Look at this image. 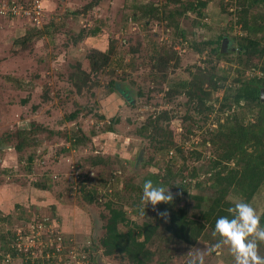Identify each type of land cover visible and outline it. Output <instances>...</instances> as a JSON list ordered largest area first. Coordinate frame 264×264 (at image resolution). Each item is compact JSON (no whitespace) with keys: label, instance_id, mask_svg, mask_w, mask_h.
I'll use <instances>...</instances> for the list:
<instances>
[{"label":"rangeland","instance_id":"374dc122","mask_svg":"<svg viewBox=\"0 0 264 264\" xmlns=\"http://www.w3.org/2000/svg\"><path fill=\"white\" fill-rule=\"evenodd\" d=\"M208 1L201 16L188 10L179 18L180 29L176 30L169 19L148 18L136 9L155 4L167 14L161 6L163 0H44L47 12L42 20L60 22L62 27L40 38L33 37L25 46L28 49L18 43L29 27L28 17L0 16V264H27L22 255L31 264H47L43 258L46 235L57 230L66 249H76L79 258L82 249L91 247L93 256L85 264H131L120 254L105 255L100 246L109 216L107 204L113 202L115 207L123 208L131 226L162 218L159 213L163 212V204L153 207L137 203L134 195L139 192L133 187L142 186L153 174L164 176L171 165L188 178L189 194L205 197L201 203L186 195L180 203L186 206L189 216L200 218L195 205H206L215 196L210 186L216 169L210 162L221 154L209 140L231 112L221 110L220 105L240 86L237 79L246 81L260 72L247 67L246 59L244 64L239 62L236 47L248 33L237 23L235 8H231L233 13L224 10L228 0ZM89 4L92 6L84 10ZM97 26L102 27L99 38L87 35L73 44L81 31L88 33ZM225 39L229 45L222 56L218 48L222 51ZM258 39L264 44V34ZM109 42H113L114 52L110 67L91 73L79 93L73 83L79 77V64L90 72L91 50L105 49ZM163 54L170 57L169 66L155 69L154 64ZM256 62L259 59L255 58ZM112 80L131 92L134 107L118 94H109ZM193 81L202 83L211 93L207 104L214 105L212 112L194 109L196 101H190L187 95V85ZM74 112L79 113L75 121L60 122ZM161 113H168L169 119H163L160 127L177 145L170 152L159 151L158 144L146 138L143 130ZM253 114L249 113L245 123L255 120ZM113 119L119 121L114 124L115 131H106ZM33 124L60 134L53 138L41 134L37 148L17 152L13 142V149H3L7 147L3 134L29 130ZM82 134L86 143L73 149L69 138ZM195 151L200 158L192 156ZM31 156L34 161L30 164ZM96 157L105 163L92 166L91 160ZM200 182L202 186L198 187ZM36 184H46L47 189ZM251 204L262 217L264 185ZM138 208L142 211L137 214ZM39 224L45 228L42 226L35 238L32 226L37 232ZM120 229L128 230L125 226ZM3 235L12 244L21 243V248L30 250L16 257L4 254ZM12 235L21 239L15 240ZM218 240L207 228L194 246L175 243L168 249L160 245L164 243H155L151 245L155 252L153 264H186L190 251L205 252V264H234L227 246L219 250L220 255L207 252ZM160 250L170 258L163 257ZM260 252L264 254V245Z\"/></svg>","mask_w":264,"mask_h":264},{"label":"trees","instance_id":"16d2710c","mask_svg":"<svg viewBox=\"0 0 264 264\" xmlns=\"http://www.w3.org/2000/svg\"><path fill=\"white\" fill-rule=\"evenodd\" d=\"M46 1V0H45ZM163 0L161 6L167 14L161 12V7L155 4L148 6H141L136 9H140L143 15L148 18L155 19H169L171 27L176 30L180 29L179 18L186 14L188 10L197 13L198 15L203 14V10L208 8V0ZM224 6L225 11L233 13L231 8H235L236 14L238 15L239 25L247 31L248 36L238 43L236 47V54L240 63H247V67H253L259 69L261 75H255L246 81L237 79L241 84L236 91L222 101L220 105L221 110H231L226 116L223 123H220L218 132L209 140L212 147L217 148L221 152L218 158L213 159L211 167L216 169L212 178L211 189H214L215 196L210 198V203L202 205L201 203L206 200L202 196H192L189 194L188 178L183 176L181 172H175L172 169V165L168 166L164 176H158L153 174L151 180L155 184H162L173 189L174 199L170 203H163V212H167V216L158 218L155 222H145L144 224H132L128 219V216L123 208L115 207L113 202L107 204L109 209V216L106 218V224L104 226L105 233L99 240L100 246L104 250L105 255L111 256L114 254H120L128 259L131 264H153L155 252L151 250V245L155 243H164L166 248L170 247L175 243H183L184 245L194 246L198 240L203 236L207 228L210 231L214 230L215 221L221 215H226L227 209L234 205L235 202L245 201L252 203L254 197L259 193L260 189L264 185V102L261 101V90L264 89V44L258 39L260 34H264V0H228ZM44 6V4H43ZM92 4H89L86 8H90ZM171 6L179 7L180 10L170 8ZM263 9V10H260ZM169 9V11H167ZM45 13L47 12L44 6ZM76 14V12H75ZM231 14V13H230ZM208 15V14H206ZM205 15V16H206ZM16 18V17H13ZM135 18V17H134ZM27 19V18H25ZM63 19V17H62ZM42 20L41 26H34L29 21V27L27 28L26 34L19 44L22 49H28L25 47L26 44H30V40L33 37L40 38L45 32L52 30L58 31L62 25L60 22L53 20L45 21ZM64 23V22H63ZM62 23V24H63ZM197 23V22H195ZM31 25V27H30ZM102 27H95L90 29L88 33L81 31L80 34L73 38L77 44L78 41H83L89 35V38L95 40L101 36ZM178 34V33H177ZM176 34V35H177ZM182 37H185V32L180 31ZM227 37V36H226ZM223 41L224 36L220 37ZM113 43V42H112ZM109 42L105 49L91 50L88 60L90 63V72H86L82 69L79 64L77 73L79 74V82L73 79V83L77 88L78 92L81 93L87 80L90 78L91 73H101L106 71L111 64V57L113 55V44ZM211 43V42H210ZM199 49V48H198ZM197 49V50H198ZM219 54L222 52L218 48ZM157 53V50L154 51ZM226 53L222 52V56ZM255 58L259 59V62L253 63ZM170 57L163 56L156 61L154 64L155 69H166L170 64ZM244 64V63H243ZM76 73V74H77ZM185 87V85H184ZM188 87V98L190 101H196L194 103L195 108L199 113L204 108L208 111H213L214 105H208V98L211 96L210 92H207L203 88V84L198 81L190 82ZM214 89L218 87L214 86ZM109 94H118L131 107H134L133 98L131 92L123 87L119 81H110L108 84ZM208 105V106H207ZM238 109V112H236ZM239 109L241 110L239 112ZM255 112L256 114H253ZM255 115V120L251 123H245L248 115ZM78 112H74L65 116L61 123L65 124L70 121H75L78 117ZM163 119H169L168 113H161L149 121L144 127L145 137L149 138L152 143L158 144L159 151L170 152L177 145L173 140H169L168 136L161 126ZM119 121L113 119L106 126V131H115L114 124H118ZM29 130L23 128L14 131L13 133L3 134L2 140L5 141L6 146L13 145L17 152L25 151L27 148H37L40 145L41 134L48 133L46 137L53 138L59 135V131L51 130L46 126H34ZM62 135V133H61ZM60 135V136H61ZM71 146L76 149L84 145L87 138L84 134L81 136L72 135L69 138ZM180 153L182 152L179 148L177 149ZM192 156L200 158L201 155L198 152H194ZM30 164L34 161L33 157L29 158ZM105 163L103 158L96 157L91 160L92 166H99ZM186 171V170H185ZM181 177V180L178 179ZM194 177V176H192ZM46 184H36L40 189H47ZM198 187L202 186V183L197 184ZM139 194L134 195V199L137 203L141 202L142 186L133 187ZM195 198L200 202L195 205L196 210L200 213V218H193L189 216L188 209L186 206L183 207L180 203L184 201L183 197ZM90 197H92L90 195ZM91 200L89 199V202ZM142 210L138 208L135 213H140ZM6 218V217H5ZM262 222H264V213L262 215ZM120 226H125L128 230L121 231ZM12 238L19 240L16 235H12ZM4 246L1 248L4 254L10 255L11 257L19 256L22 253L20 246L12 244L7 239L6 235H3ZM91 247L82 249V253L86 255V261H90L93 256L90 252ZM157 249H160L158 247ZM163 257H167L166 252L160 250ZM24 261L27 264L32 262L27 259L25 255H22Z\"/></svg>","mask_w":264,"mask_h":264},{"label":"clouds","instance_id":"9594fccd","mask_svg":"<svg viewBox=\"0 0 264 264\" xmlns=\"http://www.w3.org/2000/svg\"><path fill=\"white\" fill-rule=\"evenodd\" d=\"M169 189L146 179L142 184L141 201L153 207L161 202L170 203L174 194ZM227 213L216 219L213 235L219 240L207 252L220 255L219 250L227 246L234 264H264V254L260 252L261 245H264V222L257 208L249 202L238 201L227 209ZM159 214L167 216V212ZM188 255L186 264H205V252L190 251Z\"/></svg>","mask_w":264,"mask_h":264},{"label":"built area","instance_id":"2783aa9c","mask_svg":"<svg viewBox=\"0 0 264 264\" xmlns=\"http://www.w3.org/2000/svg\"><path fill=\"white\" fill-rule=\"evenodd\" d=\"M43 4L44 0H0V16L11 18L19 16L23 18L28 17L32 25L41 26L42 19L45 16ZM257 75L260 76L261 72ZM42 223L47 224L46 220ZM42 226L45 228L44 224L37 225V232L36 227L34 225L32 226L35 229V231H32L35 238L39 235V229ZM46 237L47 243L45 249H43V253H45V257L43 258L47 264H85L86 255L81 253L79 258V253L76 249L73 247L66 249V244L60 231L57 230L56 233L50 231V234L48 236L46 235ZM19 238L21 239V237ZM30 240L33 241L34 238L30 237ZM20 244L18 245L20 246ZM24 250L29 251L30 248L23 249L20 246V251L24 252Z\"/></svg>","mask_w":264,"mask_h":264},{"label":"water","instance_id":"95a60500","mask_svg":"<svg viewBox=\"0 0 264 264\" xmlns=\"http://www.w3.org/2000/svg\"><path fill=\"white\" fill-rule=\"evenodd\" d=\"M229 45V41L227 39L224 40L223 42V46H222V52H226L227 50V47ZM261 101L264 102V89L261 90ZM3 149H12L11 146H7L6 148H3ZM142 155H143V152L141 153L140 157L138 158V161H142Z\"/></svg>","mask_w":264,"mask_h":264},{"label":"crops","instance_id":"0c3cea01","mask_svg":"<svg viewBox=\"0 0 264 264\" xmlns=\"http://www.w3.org/2000/svg\"><path fill=\"white\" fill-rule=\"evenodd\" d=\"M67 3V5H68V2H66ZM13 149V148H12ZM5 150H7V149H5ZM8 150H11V149H8Z\"/></svg>","mask_w":264,"mask_h":264}]
</instances>
